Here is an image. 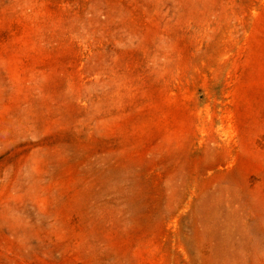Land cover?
Masks as SVG:
<instances>
[{
	"label": "rangeland",
	"instance_id": "rangeland-1",
	"mask_svg": "<svg viewBox=\"0 0 264 264\" xmlns=\"http://www.w3.org/2000/svg\"><path fill=\"white\" fill-rule=\"evenodd\" d=\"M0 264H264V0H0Z\"/></svg>",
	"mask_w": 264,
	"mask_h": 264
}]
</instances>
